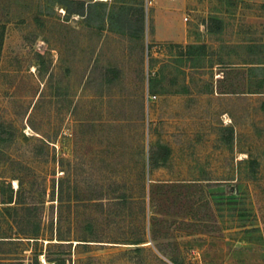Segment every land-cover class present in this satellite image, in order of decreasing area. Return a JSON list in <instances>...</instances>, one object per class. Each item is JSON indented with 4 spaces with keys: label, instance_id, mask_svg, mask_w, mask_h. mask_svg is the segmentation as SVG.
Segmentation results:
<instances>
[{
    "label": "rangeland",
    "instance_id": "1",
    "mask_svg": "<svg viewBox=\"0 0 264 264\" xmlns=\"http://www.w3.org/2000/svg\"><path fill=\"white\" fill-rule=\"evenodd\" d=\"M0 264H264V3L0 0Z\"/></svg>",
    "mask_w": 264,
    "mask_h": 264
},
{
    "label": "crops",
    "instance_id": "2",
    "mask_svg": "<svg viewBox=\"0 0 264 264\" xmlns=\"http://www.w3.org/2000/svg\"><path fill=\"white\" fill-rule=\"evenodd\" d=\"M168 2L169 1H172V2H175L176 0H167ZM253 1H256V2H260V3H264V0H253ZM179 3V1L177 2V4ZM180 6V4H178ZM157 34H158V30H157ZM180 33L178 32L177 35H174V36H177L179 35ZM173 35L172 36H169V37H174ZM168 37V36H167ZM180 37V35H179Z\"/></svg>",
    "mask_w": 264,
    "mask_h": 264
},
{
    "label": "trees",
    "instance_id": "3",
    "mask_svg": "<svg viewBox=\"0 0 264 264\" xmlns=\"http://www.w3.org/2000/svg\"><path fill=\"white\" fill-rule=\"evenodd\" d=\"M212 22H216L217 23L218 21H212Z\"/></svg>",
    "mask_w": 264,
    "mask_h": 264
}]
</instances>
